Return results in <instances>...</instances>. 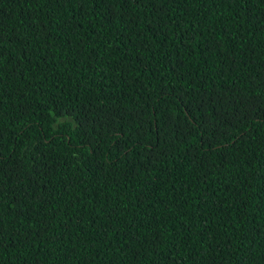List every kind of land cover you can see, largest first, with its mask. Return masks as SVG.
<instances>
[{"label":"trees","instance_id":"16d2710c","mask_svg":"<svg viewBox=\"0 0 264 264\" xmlns=\"http://www.w3.org/2000/svg\"><path fill=\"white\" fill-rule=\"evenodd\" d=\"M0 220V264H264V0H0Z\"/></svg>","mask_w":264,"mask_h":264},{"label":"snow or ice","instance_id":"6c2138e0","mask_svg":"<svg viewBox=\"0 0 264 264\" xmlns=\"http://www.w3.org/2000/svg\"><path fill=\"white\" fill-rule=\"evenodd\" d=\"M133 2L136 3V4H140L141 0H121V3L124 4L127 7H131ZM193 38H195V37H193ZM125 115H127L128 119L131 121V124L135 128V133L134 134L135 135L142 134L143 131H144L143 124L142 123H137V120H139L143 116V112H137L135 114L127 113ZM113 123H114V121H113ZM144 123H147V121H144ZM130 139H131V137H130ZM125 144L128 145L127 147L124 148V152L127 153V151L129 150V148L132 145L128 144V141H125ZM0 225H2V220H0ZM0 233H2V228H0Z\"/></svg>","mask_w":264,"mask_h":264}]
</instances>
